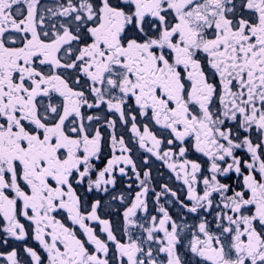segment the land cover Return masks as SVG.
Segmentation results:
<instances>
[{
  "label": "snow or ice",
  "instance_id": "1",
  "mask_svg": "<svg viewBox=\"0 0 264 264\" xmlns=\"http://www.w3.org/2000/svg\"><path fill=\"white\" fill-rule=\"evenodd\" d=\"M0 264H264V0H0Z\"/></svg>",
  "mask_w": 264,
  "mask_h": 264
}]
</instances>
